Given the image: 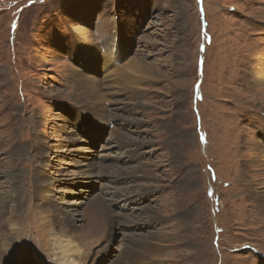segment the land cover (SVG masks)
Wrapping results in <instances>:
<instances>
[{
  "label": "rangeland",
  "instance_id": "374dc122",
  "mask_svg": "<svg viewBox=\"0 0 264 264\" xmlns=\"http://www.w3.org/2000/svg\"><path fill=\"white\" fill-rule=\"evenodd\" d=\"M113 39L128 53L115 67L135 62L148 75L134 74L145 77L140 99L119 86L102 113L82 93L109 87L99 48ZM73 48L100 75L69 59ZM258 73L264 79V0H0V215L16 186L23 197L20 221L1 224L0 248L14 232L8 258L20 264L70 255L77 264H264ZM113 115L134 160L115 147ZM118 172L129 177L112 180L117 191L97 180ZM35 180L74 220L91 223L107 208L104 232L85 247L77 233L59 234L54 207L30 195ZM132 240L141 245L129 254Z\"/></svg>",
  "mask_w": 264,
  "mask_h": 264
},
{
  "label": "bare ground",
  "instance_id": "6f19581e",
  "mask_svg": "<svg viewBox=\"0 0 264 264\" xmlns=\"http://www.w3.org/2000/svg\"><path fill=\"white\" fill-rule=\"evenodd\" d=\"M111 45L113 46L112 49H111ZM99 49L101 50V55L103 56L102 66H103L104 78L110 79V85H109L108 88H105L100 83H97V82H95L94 84H89V85L87 84L88 86L84 87V92L82 93V101L85 104L90 102L92 105L100 107V112H102V113H110L111 110H109L107 108L106 104L107 103H111L112 104L111 96H113L114 94H117V95L119 94V90H118L119 86H122L124 90H127L128 93H130L132 95V97L134 96L135 100H138V99H140L142 97V93H141L142 92V88H141L142 83L141 82L144 81L145 77L143 79H140L137 76H135L134 74H137V73L139 74L140 73L142 75H145L148 72H147L146 68H144L143 66L138 65L135 62H133L132 65H129V70L131 72H133V74L129 73L130 71H127V68H126L127 65H121L119 67H115V65L121 64V62L123 61L124 58H125V60L128 59L127 51L115 39H113V42L109 44L108 48H106V46H103V47H100ZM77 50H79V49H77ZM110 54L112 55V59H113V61L111 60L112 62H109L110 59H108V56ZM75 58H76L78 63L83 68L92 70L95 73V75H97V76L100 75L97 72L96 68L94 67V65H97V64L96 63L93 64L90 61V59L86 56L85 53L82 52V54L76 55ZM89 62L92 63L93 65H87L86 64V63L89 64ZM109 64L114 65V67L110 68ZM134 72H136V73H134ZM260 75H261L260 73L257 74V76H258L257 77V82L258 83H264V79H261ZM112 81H114V83ZM118 101L120 102V100H118ZM104 118H106L105 114L103 116V119ZM116 119H119V117L116 116V115H113V116L107 118V120H106V124H108L109 126L112 125V127H110V130L115 135V138L117 140V146H115V147H119V148L121 147L122 150H120L119 148H117V149L120 150L121 153L124 154V155L125 154L128 155V156L129 155L131 156L132 154L134 155L138 151V149L137 150H135V148L133 149L132 142L127 141L124 138H121V136L118 134V131L116 130V126H115ZM108 120H111V122L108 121ZM106 129H108V128H106ZM124 155H122V156H124ZM12 173H13V171H12ZM16 174L17 173L14 172V177L17 180L18 178H17ZM125 177L128 178L129 175L121 173V172H118V173L112 174L111 176H109L108 174H104V177H99L97 180H98V182H101L106 189L117 191V187H119V185L115 184V186H113L112 183H111L112 180L114 182H116V181H120V179H123ZM125 180H126V178H125ZM32 187H33L32 193H30L32 199L35 200V201H40L39 203H40V205L43 208L44 207H48V206H53L54 209H55L54 212L58 213V216H55V220H56V224L58 226L57 229L59 231V232L58 231L57 232L59 234L61 232H62V234L66 232L65 234H67V236L70 235L72 237L75 233H77V238L80 237V239H81V241L83 243L82 245L85 247L86 244L84 242H88V241H91V242L93 241L94 242L96 236L101 235L104 232V225L107 222V212L106 211H109L107 208H106V211L103 209V212L101 211L102 213L100 212L99 216L95 219V221H93L91 223H86L84 219L74 220V219L71 218L70 215L64 214L63 213L64 211L62 209H60L59 207H56V206H54L52 204L53 197L51 196L50 193H48L45 190L46 188L43 187V183H39L38 180H35V182H33V184H32ZM106 193L109 196H112V194H114L111 191L107 192V190H106ZM101 196H103V195H101ZM22 200H23V197L20 194L19 188L16 186L13 189V191L8 195L7 202L5 204H3L2 212H1V215H0V229H1V224L3 222L4 223H7V222L15 223V221L16 222L20 221V218L22 216L18 212L20 210H22V208H20V205H22V203H23ZM87 200H85L84 202H86ZM101 200H102V203L104 205H106L105 200H103V199H101ZM256 202H257V205H258V209H257L258 210V215H259L260 219H262V221L264 222V196H263V194L259 195V197L256 199ZM112 205H110V206L112 207V210H113V206ZM137 207H139V205H138V203H135V204H133L132 208L130 207V209L136 210ZM84 208L87 209V207H84ZM141 208H142V206H141ZM89 210H90V212L92 211L91 209H89ZM89 210H88V212H89ZM16 224L18 225V223H16ZM147 227L148 226H145V229ZM51 232L53 233V231H51ZM3 236L4 235H2V237ZM6 238H7L6 242L4 243L3 247L0 248L1 250H3V251H0V264H11V263H9V261H14V260H10L9 259L11 257L8 258V256H9L8 252H11V253L13 252V250L15 249V247L17 245V240L18 239L15 236L14 232L9 234L8 237H6ZM55 238L58 239V237H55ZM63 241H61V243ZM110 241L112 243V240H110ZM130 244L132 245V247L131 248H125V252H129V254L137 253V251L140 249L141 243L136 241V240H132L130 242ZM68 245H69V243H68ZM68 245H66V246H68ZM68 248L66 247L65 249H68ZM71 250H73V248H71ZM71 250H69V253H70ZM70 256H69L68 260H65V258L64 259L62 258L63 262H60V264H75L76 261L75 262L72 261L70 259ZM81 256H82V258H84L83 256H88V255L86 253H84ZM65 257H67V256L65 255ZM69 259L71 260V262H70ZM79 259H80V257H79ZM80 260H79V262H80ZM17 261H18L17 264H20L19 260H17ZM76 264H77V262H76Z\"/></svg>",
  "mask_w": 264,
  "mask_h": 264
}]
</instances>
